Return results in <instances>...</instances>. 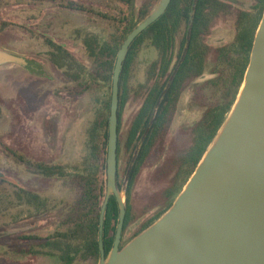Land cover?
<instances>
[{"label":"rangeland","instance_id":"rangeland-1","mask_svg":"<svg viewBox=\"0 0 264 264\" xmlns=\"http://www.w3.org/2000/svg\"><path fill=\"white\" fill-rule=\"evenodd\" d=\"M145 1L136 0L137 6ZM71 3L118 14L117 4L111 0H0V48L38 62L46 73L35 74L18 64L0 68V264H61L62 249L46 241L73 229L66 221L77 200L73 176L88 174L89 131L111 94L109 82L94 77L93 60L83 45L92 35L102 43L110 40L114 25ZM228 19L222 15L217 21L218 36L233 26V18ZM51 41L62 44L76 60L67 57L60 59L61 65L54 64ZM218 49L212 47L204 77L211 78L215 69L223 68ZM158 59L155 46L147 40L131 71L121 121L122 177L129 169L124 142L131 120L144 102L148 68ZM208 81L201 77L181 86L185 90L174 121L155 143L136 179L131 194L134 221L124 233V245L165 208L163 192L178 172L180 153L193 139L189 130L182 129L193 126L218 102ZM86 86L89 90H83ZM40 162L60 169L48 174L37 165ZM52 241L62 248L83 245L80 236L53 237ZM73 264L82 263L77 259Z\"/></svg>","mask_w":264,"mask_h":264},{"label":"trees","instance_id":"trees-1","mask_svg":"<svg viewBox=\"0 0 264 264\" xmlns=\"http://www.w3.org/2000/svg\"><path fill=\"white\" fill-rule=\"evenodd\" d=\"M111 1L117 4L118 14L116 16L71 3V6L78 7L76 9L99 15L101 18L111 21L114 25L110 40L102 43L98 36L92 35L84 39L83 45L88 56L93 60L94 77L96 79L102 78L109 82L110 88L117 52L131 30L138 26L157 7L160 0H146L141 7L137 6L136 0ZM206 2L207 0H171L167 11L135 38L129 48L119 83V157L122 151L121 121L123 120V108L129 97L131 71L141 48L147 40H150L152 45L155 46L159 59L155 62L153 61L148 68L149 84L144 86L146 88L144 102H142L135 117L131 120L124 142V147L129 152V169L125 177L121 176L118 157L117 184L120 190L124 188L126 190L127 212L123 237L129 225L134 221L131 194H133L136 179L140 176L155 143L161 138L168 126V122H170V117L168 116L170 110L172 111L170 107L172 104L177 103L180 88L184 82L190 77L194 78L202 75L205 70L207 47L204 45L202 34L205 30ZM191 17L193 20H191ZM51 45L55 50L52 58L54 64L61 65L60 59L65 60L67 57L76 60V57L64 49L62 44L51 41ZM250 51L251 48L247 51V57L244 62L239 59L240 57L238 59L231 57L232 60L229 61V65L227 64V69L230 72V77L232 74L236 75V85L230 84L228 97L222 96L223 100L221 99L219 104L203 113L202 120L193 129L194 141H192L188 149L180 153L178 172L171 179V184L163 192L162 196L166 200L165 208L149 219L139 231L135 232L131 240L154 224L170 209L189 178L193 175L199 161L203 158L236 103L240 88L243 86L246 68L249 65ZM212 84L216 93L221 90V83L215 80ZM83 90H89V87L86 86ZM110 101L111 94L108 101L105 102L99 118L96 119L89 131L90 155L87 158L88 174H75L73 176L74 184L78 190L77 200L66 219L73 229L50 236L46 241L47 245L55 244L58 249H62L63 252L59 255L61 264H73L74 260L77 259L82 264H99L101 256L100 212H102L107 190L106 179L103 175H106V138H108ZM156 106L157 109L154 111ZM37 165L48 174L53 173L55 169H60L59 166L41 162L37 163ZM23 192L30 196H35V193L31 191ZM119 212L118 202L112 195L105 212L103 230L107 254L114 245ZM71 236L76 238L80 236L83 239V245L76 248L71 245L67 246V248H62L59 242L52 241L53 237L59 239ZM23 238L32 239V236H23ZM122 246H124L123 242Z\"/></svg>","mask_w":264,"mask_h":264},{"label":"water","instance_id":"water-1","mask_svg":"<svg viewBox=\"0 0 264 264\" xmlns=\"http://www.w3.org/2000/svg\"><path fill=\"white\" fill-rule=\"evenodd\" d=\"M170 3L160 0L117 52L106 138L107 190L100 212L99 264H264V13L243 86L215 139L170 209L122 246L127 208L126 190L117 184L119 83L135 38ZM14 64L46 74L38 62L0 48V68ZM112 195L120 212L114 245L107 254L103 230Z\"/></svg>","mask_w":264,"mask_h":264},{"label":"flooded vegetation","instance_id":"flooded-vegetation-1","mask_svg":"<svg viewBox=\"0 0 264 264\" xmlns=\"http://www.w3.org/2000/svg\"><path fill=\"white\" fill-rule=\"evenodd\" d=\"M263 13L264 0H207L205 30L202 34L204 37V45L207 47L205 55L206 67L208 59H210L212 47L217 46V48H219V64H222L223 68L218 71L215 69L211 78H207L204 77L206 72L205 67L202 75L187 79L188 82L194 79H200L201 77L202 80H209L206 85L210 90H214L212 82L215 80L216 82L221 83V90L217 93L213 91L214 96H217L218 102L211 105L210 108H207V110H210L219 104L221 99L223 100V97H228V88L230 84L236 85V75L232 74L230 77L227 64L229 65V61L232 60L231 57H234L235 59L240 57L239 59L244 62L247 57V51L250 48L253 50L255 35L258 31ZM222 15H227L229 19L233 18L234 23L232 27L230 26V29L226 28V31H221L220 36H218L219 31L217 30L220 29V26L217 21ZM184 90L185 87L180 88L177 103H179L181 94ZM177 103L172 104L170 107L172 108V111L170 110L168 113V116L170 117V122H168L169 125L174 121ZM202 118L203 115L193 126L188 129H182L187 130V132L188 130L190 131V133H188L192 135V141H194L193 129L202 120Z\"/></svg>","mask_w":264,"mask_h":264}]
</instances>
